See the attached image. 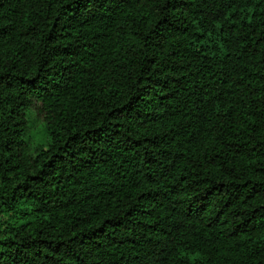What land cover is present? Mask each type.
Here are the masks:
<instances>
[{"label": "trees", "instance_id": "trees-1", "mask_svg": "<svg viewBox=\"0 0 264 264\" xmlns=\"http://www.w3.org/2000/svg\"><path fill=\"white\" fill-rule=\"evenodd\" d=\"M0 264H264V0H0Z\"/></svg>", "mask_w": 264, "mask_h": 264}, {"label": "rangeland", "instance_id": "rangeland-1", "mask_svg": "<svg viewBox=\"0 0 264 264\" xmlns=\"http://www.w3.org/2000/svg\"><path fill=\"white\" fill-rule=\"evenodd\" d=\"M33 118V127L31 128V136L32 137H36L37 139H39V135L42 134V128H43V122H42V118L41 117H37L35 116V114H33L32 116ZM41 141V139L37 140V142Z\"/></svg>", "mask_w": 264, "mask_h": 264}]
</instances>
